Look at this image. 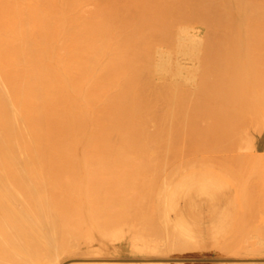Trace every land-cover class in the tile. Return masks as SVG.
<instances>
[{
  "label": "bare ground",
  "instance_id": "bare-ground-1",
  "mask_svg": "<svg viewBox=\"0 0 264 264\" xmlns=\"http://www.w3.org/2000/svg\"><path fill=\"white\" fill-rule=\"evenodd\" d=\"M254 91H264V0H0V218L16 211L19 197L46 202L33 226L44 232L49 225L50 264H124L131 259L123 247L148 256L143 264H170L150 255L155 245L128 228L93 237L87 252L86 242L69 251L78 243L62 242L60 227L69 230L55 222L62 208L53 202L86 205V170L139 140L170 136L183 147L197 132L202 145L236 147L232 135L225 137L232 146L224 147L210 115ZM263 93L255 103H264ZM191 110L206 129L189 121ZM152 114L161 124L150 121ZM196 180L176 187L166 181L171 215L194 243L184 218L196 213L202 196L216 202L225 194ZM17 184L30 189L5 190ZM10 225L0 220L2 237Z\"/></svg>",
  "mask_w": 264,
  "mask_h": 264
},
{
  "label": "rangeland",
  "instance_id": "rangeland-1",
  "mask_svg": "<svg viewBox=\"0 0 264 264\" xmlns=\"http://www.w3.org/2000/svg\"><path fill=\"white\" fill-rule=\"evenodd\" d=\"M190 92L192 95L193 91ZM263 92L254 91V93L247 92L246 94L255 103L257 102L254 100L257 99L255 97ZM234 93L236 92L231 94ZM246 94L244 95L246 96ZM262 95L264 96V93ZM250 98L243 97L238 101H233V103L230 102V105L227 106H223L227 104L223 103L219 106L222 109L214 112L215 114L211 113L213 122L206 121V123L208 121V123H214L215 128L224 136V142L229 139H225L226 136H237L239 139H237V145L235 144L237 148H222V143L219 145L215 143L212 147L202 145L201 143L205 140L200 137L202 136L200 134V138L197 137V132L193 134L197 135L195 140L189 138L192 139L191 142L187 140V144L183 147H179L170 136L153 137L134 142L127 150H111L110 154L107 155L109 159L106 162L103 161L95 167L92 165L87 169L86 177L89 183L86 182V205L82 202H53L55 206L62 208V214L57 216L61 219L55 216L57 218L55 222L63 221V226L65 225L69 230L65 231V228H62L64 231H61L62 223H58L60 235L64 239L62 242L78 243L70 244L69 251L72 252L74 249L83 247L82 244L86 242L87 252L88 243L93 237L101 239L108 232H114L118 229L127 230L128 228L129 231L138 233L142 241L155 245V254L150 255L162 257L164 262L170 264H174L173 259H184V261L181 260L184 264H264L260 261L246 263L240 262V260H230L235 258H264V103L261 102L262 99H258L263 105L253 102L252 105ZM239 101L240 105H238ZM153 109L156 110L155 107ZM213 109L216 110V107ZM165 110L167 112L170 109ZM192 111L190 115L193 118L196 114L193 116ZM220 111H222L221 114ZM204 114L201 117H206L210 113L206 116ZM196 117L198 118V116ZM166 119L168 120V118ZM195 119L189 121L195 122ZM202 120L199 119V121ZM150 121L161 124L153 114ZM197 123L194 124L197 126ZM200 124L201 127L204 124L206 129L205 122H200ZM188 127L192 128L191 124ZM201 127L197 129H201ZM204 131L203 129L202 132ZM191 137L193 136L191 135ZM249 138L252 144L261 139L263 147L261 146L260 151L246 150V143ZM221 139H218L217 142H223ZM232 139L230 138L231 141ZM235 139L234 143L236 142ZM224 142L223 144L228 142L224 147L232 146L229 141ZM140 143L142 144L138 145ZM125 158L129 160L125 161ZM205 170L223 172L232 177L242 193L244 208L234 228L216 239L210 241L196 240L197 242L194 243L184 235L183 230L171 215L170 207L173 206L171 192L173 188L168 191L166 181L176 187V185L187 180L184 177L185 174ZM203 181L213 182L214 185L218 184L219 187L225 188V191L228 187L227 183H218V180H211V178L198 179L194 184L201 187ZM15 188L22 191L30 189L26 185L24 188V186L17 184L7 186L5 190L13 191ZM19 198L24 202H18L20 204L17 205L16 211L9 210L6 217L0 218L1 221L11 224L8 226L9 233L3 237L0 235V264H50L48 262L50 256L47 254L49 248L46 249V247L51 244L46 239L48 234H44L49 229V225H46V231L43 232L41 229L44 238L41 231L39 230L40 234L35 229L36 217L40 216L37 207L46 204V202H40L28 195ZM218 198L215 196L217 200L223 197ZM1 203L8 204L7 202ZM13 203L12 201V205ZM25 204H28V208H26L27 206L18 207L25 206ZM81 206H85V209L79 208ZM29 207L32 208V212L29 211ZM124 220H128L130 223ZM72 228L80 232V234L74 232L79 234L78 237L74 233L71 234ZM62 232L65 234L62 235ZM61 236H59L60 241ZM123 248H121L122 256L131 259L124 264H143L142 258H148L144 254L126 253L127 248ZM115 254L111 253L110 255ZM232 261L234 263H231Z\"/></svg>",
  "mask_w": 264,
  "mask_h": 264
},
{
  "label": "crops",
  "instance_id": "crops-1",
  "mask_svg": "<svg viewBox=\"0 0 264 264\" xmlns=\"http://www.w3.org/2000/svg\"><path fill=\"white\" fill-rule=\"evenodd\" d=\"M246 144V150H250V145L253 144L257 145V150L254 151L261 150V139L252 144L249 138ZM191 176L197 180L211 178V180H218V183L225 182L228 185L227 190L224 192L225 194L222 195V199L213 202L207 197L201 198L196 203L198 208L196 213L184 218L185 222L190 226L189 231L193 233L192 235L195 237V240L210 241L216 239L234 228L238 223L244 208L242 193L235 180L226 173L205 170L201 172H189L184 175L185 179ZM181 177L180 180H182ZM179 221H181V218H179Z\"/></svg>",
  "mask_w": 264,
  "mask_h": 264
}]
</instances>
